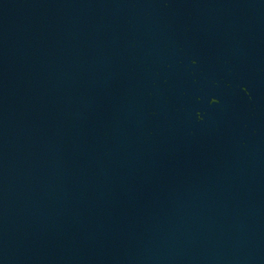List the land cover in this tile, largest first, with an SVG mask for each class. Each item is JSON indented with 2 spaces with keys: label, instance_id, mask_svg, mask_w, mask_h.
Masks as SVG:
<instances>
[{
  "label": "water",
  "instance_id": "water-1",
  "mask_svg": "<svg viewBox=\"0 0 264 264\" xmlns=\"http://www.w3.org/2000/svg\"><path fill=\"white\" fill-rule=\"evenodd\" d=\"M0 264H264V0H0Z\"/></svg>",
  "mask_w": 264,
  "mask_h": 264
}]
</instances>
